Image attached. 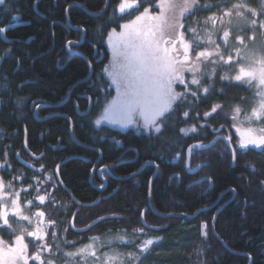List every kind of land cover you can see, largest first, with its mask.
Returning a JSON list of instances; mask_svg holds the SVG:
<instances>
[{"label": "snow or ice", "instance_id": "6c2138e0", "mask_svg": "<svg viewBox=\"0 0 264 264\" xmlns=\"http://www.w3.org/2000/svg\"><path fill=\"white\" fill-rule=\"evenodd\" d=\"M33 2L38 6L39 0ZM0 6L8 13L7 19L19 20V16L11 15L16 11L11 0H0ZM73 7L67 4L64 12ZM103 16H108L105 23L110 26L105 41L110 59L100 73L96 72L95 58L99 52L80 51L87 40V28L78 26L76 37L66 35L63 44L64 60L78 57L85 72L83 80L73 86L72 92L84 88L76 96L74 108L79 111L81 99L96 106L94 99L98 104L99 93H105L102 110L92 121L96 129L103 131L102 124L121 130L136 128L146 133L148 140L160 141L161 150L173 152V162L179 165L169 176L170 184L183 186L187 182L189 189L196 185L204 194L215 185V165L224 153L233 171L241 167V157L252 150H259L258 155L264 157V0H115L114 7L113 0H104V7L96 13L97 18ZM16 26L13 22L0 23V37L8 41V32ZM99 34L104 35L102 31ZM91 48L95 49L96 44ZM8 61L14 69H20L24 56L15 46L0 48V109L14 103L19 110L26 97L18 93L29 82L17 81L18 73L4 66ZM98 81H103V86ZM233 85L244 87L250 95L229 99L226 89ZM110 88L116 94L108 99ZM67 99L71 100L72 95ZM32 104L34 109L41 108L37 101ZM201 105H207L202 113ZM221 115L230 116L232 123H219L217 117ZM68 120L71 122V117ZM181 123L186 126L178 127ZM176 127L175 139L168 137L167 133ZM228 128H234L238 138ZM113 141L122 145L115 137ZM24 147L38 164L30 165V176L15 169L8 160L9 152L0 149V264H144L152 246L163 239L148 235L150 226L144 211L140 212L141 224L131 229L130 236L125 229H117L115 234L93 235L88 243L77 246L68 239L70 229L77 233L91 231L102 221L117 219V214L99 216L77 228L78 210L73 211L60 195L65 191L61 165L48 168L41 163L44 152L37 156L27 141ZM133 151L139 155L138 149ZM157 159L164 157L146 160L142 167H154L158 173L161 165ZM243 168L234 186L221 192L218 199L223 206L243 197L246 215L251 203L247 191L264 196V159L245 161ZM92 171H96L95 165ZM99 171L102 180L106 174L112 175L109 165ZM99 186L103 188L104 184ZM227 195L231 200L225 198ZM62 213L71 215L62 220ZM210 233L220 239V233L202 222V243ZM119 245L133 250H122ZM105 248L107 251L102 250ZM202 254V249L194 250L189 255L190 264H207ZM248 259L256 264L251 255Z\"/></svg>", "mask_w": 264, "mask_h": 264}, {"label": "trees", "instance_id": "16d2710c", "mask_svg": "<svg viewBox=\"0 0 264 264\" xmlns=\"http://www.w3.org/2000/svg\"><path fill=\"white\" fill-rule=\"evenodd\" d=\"M69 3L75 7L66 14L64 8ZM11 5L16 8L11 15L19 16V20L7 19L8 13L0 6V23L17 24L15 29L8 32V41L0 37V48L15 46L16 51L24 56V61L20 69H14L11 61L4 66L9 71L18 73L15 78L17 81L29 83L18 93L26 97L22 109L18 110L14 103L0 109V129H3L0 132V149L7 150L8 160L13 167L28 176L31 175L30 165L38 167V164L25 151V138L33 153L37 156L41 152L45 153L41 163L48 168L75 157L60 168L64 186L81 203L88 204L102 199L94 207L79 208L66 190L60 194L73 211L79 209L77 228H83L99 216L111 217L115 213L118 217L100 222L91 231L77 233L70 229L68 239L79 246L88 243L93 235L103 236L108 232L115 234L117 229H125L130 236L131 229L141 224L140 212L148 208L145 221L158 228L147 229L148 235L155 234L163 239L152 246L151 254L144 260V264H190L189 255L198 248L203 250L201 259L206 260L207 264H251L248 255L253 257L256 264H264V196L252 190L247 191L251 203L246 207V215L243 214L245 206L241 203L243 197L228 203L217 215L215 213L218 206L212 207L221 192L234 186L236 177L244 171L245 161L264 159L258 155L259 150H252L246 157H241V167L235 171L229 168V157L224 153L223 158L215 165V185L207 194L196 185L189 189L187 182L183 186L175 182L170 184L169 176L178 170L179 165L173 162V152L161 150L160 141H150L146 133L138 134L133 130L121 131L106 125L101 126L103 131L95 128L92 121L102 110L105 93H99L98 104L94 99L96 106L92 107L91 115L79 116L74 108L76 96L84 88L77 87L72 92L73 86L77 81L83 80L85 72L78 57L67 62L64 60V38L66 35L76 37L75 30L78 26L87 28V40L80 51L99 52L95 58L96 72L100 73L101 68L109 61V50L105 42L106 33L110 31V26L105 23L108 16L96 17V13L104 7V0H39L38 6L33 0H11ZM8 11H11V6ZM53 31L55 36L52 35ZM101 31L104 35L99 34ZM93 43L96 44L95 49L91 48ZM107 80L105 76L104 81ZM103 83L98 81L100 86ZM226 90L229 99L238 100L241 95H250L240 86L233 85ZM109 92L111 96L108 99L114 95L111 88ZM68 93L72 95V99L64 102ZM32 101L40 103L41 108L34 109ZM80 105L79 110L85 111L88 103L81 99ZM206 107L207 105H201V113ZM68 117H71V122ZM217 120L226 126L232 123L230 116L226 118L221 115ZM184 126L186 125L183 123L178 125ZM178 127L170 130L167 136L175 139ZM227 130L238 138L234 128ZM101 136L104 139L101 140ZM113 137L122 141V145L115 144ZM98 147L101 151H97ZM133 149H138L139 155ZM16 152H19V156L15 155ZM159 155H163L164 159H157L161 165L158 173L151 166L141 169L146 160ZM94 165L96 171L90 178ZM103 165L111 166L114 173L109 178L105 177V188L99 186L103 182L98 171ZM138 171L135 176L131 175ZM204 174L200 173L201 176ZM5 178H8L6 173ZM114 190L117 191L111 197L103 199ZM225 198L231 199L230 195ZM168 213L172 215L163 217ZM70 215L71 213H62L61 219L67 220ZM204 221L211 230L214 226V231L220 233V239L210 233L209 239L202 243L200 225ZM119 247L125 251L133 250L131 246ZM102 250L107 251V248Z\"/></svg>", "mask_w": 264, "mask_h": 264}, {"label": "water", "instance_id": "95a60500", "mask_svg": "<svg viewBox=\"0 0 264 264\" xmlns=\"http://www.w3.org/2000/svg\"><path fill=\"white\" fill-rule=\"evenodd\" d=\"M17 25V24H16ZM102 57H100V59H101ZM70 93H68V95H69ZM68 95H67V97H68ZM67 97H66V99L64 100V102H66L68 99H67ZM32 107H33V104H32ZM92 107L93 106H87V108H86V110L85 111H77V113H78V115L79 116H86V115H88L90 112H91V110H92ZM37 110V109H36ZM25 141H27L26 140V138H25ZM25 141H24V145H25ZM24 149H25V147H24ZM25 151L27 152V154L30 156V157H32L33 159H35L36 160V157H34V156H32V155H30L29 154V152H28V150H26L25 149ZM32 152V151H31ZM73 158H75V157H70V158H67V159H65L64 161H62V162H60L59 164L62 166L63 164H65L67 161H69L70 159H73ZM61 168V167H60ZM93 172L94 171H92L91 172V175H90V178H92V175H93ZM104 181V183H106V181L105 180H103ZM212 189V188H211ZM211 189H209V191L211 190ZM65 190L68 192V195L71 197V199H72V201L79 207V208H82V207H94V206H96V205H98L100 202H101V198L100 199H98L97 201H95V202H93V203H88V204H85V203H81V202H79V201H77L73 196H72V194L70 193V191L69 190H67V188L65 187ZM117 190H114L111 194H109V195H107V196H105V197H103V199L104 200H106V199H108L109 197H111L115 192H116ZM208 191V192H209ZM149 207H151L152 208V205L149 203ZM147 209L148 208H145L143 211L146 213V211H147ZM79 210V209H78ZM202 210H205V209H202ZM202 210H200V211H202ZM199 212V211H198ZM171 215H163V217H170ZM190 217H192V216H190ZM147 223V222H146ZM149 225V224H148ZM150 226V225H149ZM148 229H158V228H155V227H153V226H150ZM212 230L214 231V228H212ZM74 231V230H73ZM86 232V231H85Z\"/></svg>", "mask_w": 264, "mask_h": 264}, {"label": "flooded vegetation", "instance_id": "af4514ba", "mask_svg": "<svg viewBox=\"0 0 264 264\" xmlns=\"http://www.w3.org/2000/svg\"><path fill=\"white\" fill-rule=\"evenodd\" d=\"M96 102V101H95ZM102 156H100V158H101ZM145 165V164H144ZM102 167V166H101ZM143 167H141V169H142ZM140 169V170H141ZM139 170V171H140ZM139 171L136 173V174H138L139 173ZM156 172H157V170H156ZM94 173V172H93ZM98 174L101 176V174H100V171H98ZM112 174H114V173H112ZM108 177L109 178V175H105V177ZM104 177V180L106 181V183H104V181L102 180V182H103V184H104V188L107 186V180H106V178ZM219 197V196H218ZM218 197H217V199H216V201H215V203H213L212 204V207H215V206H218V209H217V212L215 213V215H217L228 203H225V204H223V206H221V200L220 199H218ZM231 200V199H230ZM232 202V201H231ZM230 203V202H229ZM146 214V213H145ZM151 226V225H150ZM152 226H154V225H152ZM155 228H156V226H155Z\"/></svg>", "mask_w": 264, "mask_h": 264}, {"label": "rangeland", "instance_id": "374dc122", "mask_svg": "<svg viewBox=\"0 0 264 264\" xmlns=\"http://www.w3.org/2000/svg\"><path fill=\"white\" fill-rule=\"evenodd\" d=\"M120 29H117V31H119ZM107 45V44H106ZM107 48H108V46H107ZM109 50V49H108ZM109 59H110V50H109ZM109 62V61H108ZM108 62H107V64H108ZM108 79V78H107ZM112 90H113V92H114V95L112 96V97H114L115 96V90H114V88H111ZM111 97V98H112ZM110 98V99H111ZM104 104V103H103ZM99 115V114H98ZM96 118H98V116L96 117ZM95 118V119H96ZM240 121L242 122L243 121V116L241 115V117H240ZM103 125H106V126H109V127H111V128H114V129H117V130H121L120 128H118V127H115V126H111V125H108V124H102L101 126H103ZM245 127H246V125H244ZM127 130H133L134 132H136V133H138V134H141V132L140 131H138L136 128H128V129H124V130H121V131H127ZM235 130V129H234ZM1 171V170H0Z\"/></svg>", "mask_w": 264, "mask_h": 264}]
</instances>
